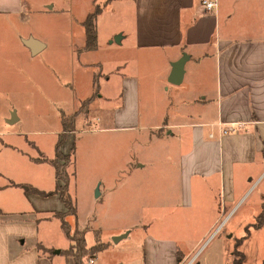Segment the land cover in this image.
Wrapping results in <instances>:
<instances>
[{
    "label": "crops",
    "instance_id": "1",
    "mask_svg": "<svg viewBox=\"0 0 264 264\" xmlns=\"http://www.w3.org/2000/svg\"><path fill=\"white\" fill-rule=\"evenodd\" d=\"M222 1L217 0L218 7L208 12L202 0H105L96 20L98 47L90 51L78 49L87 40L81 22L92 11L79 17L75 12L78 7L85 9V5L95 4V0H68L64 5L62 10L71 14L67 21L71 29L68 37L42 39L33 31H22L19 25L0 22V264H58V256L66 255L60 253L63 249L57 253L51 241L40 237V226L59 220L54 214L66 210L60 196L45 197L27 188L49 192L58 184L53 164L36 162L33 156L47 150V159H51V148L55 156L62 119L60 128L55 130L12 127L22 122L16 99L40 85L36 73L46 72L52 83L61 88L57 77L66 71L65 60H70L72 67L75 58L78 61L74 71L79 69V76L86 71L92 94L95 82L100 84L94 72L88 73L92 65L101 68V74L107 68L103 73L104 88L113 78L122 88L119 105L123 104L112 113V123L93 131L151 130L149 140L162 143L161 171L142 176L148 185L143 205L146 216L138 221L137 229L143 236L141 246L116 264L194 261L198 241L182 244L184 221L198 225L209 218L208 226L217 228L240 206L253 182L264 175V35L248 33L246 23L233 18L232 12L223 14ZM55 4V0H0V15H24L33 9L42 16L53 11ZM252 7L260 8L255 13L264 14V0H256ZM117 9V22L111 23L105 35L107 43L102 44L99 17L109 10L114 14ZM30 35L44 43L37 54H32L31 47L22 41ZM46 51L49 55L45 64L34 66V59ZM101 51L110 53L106 61L97 57ZM87 55L95 59L88 60ZM178 62H182L180 68L175 65ZM172 85L174 91L170 92ZM72 86L76 114L82 101L92 94L79 97L74 82ZM100 90L99 85V94ZM116 95L107 92V98H103L111 103ZM142 116L153 118V122L142 125ZM219 123L242 125L223 135ZM80 130L91 132L85 125ZM31 133L41 136L33 146L28 140ZM73 137L72 132L62 144L65 154L72 152ZM111 144L113 153L118 152L117 138L112 137ZM176 147L179 164L173 172L168 168V159H173L172 148ZM147 167V162H141L136 169L142 171ZM19 184L29 186L24 189ZM130 198L139 202L136 196ZM256 201L255 205L263 208L264 187ZM74 221L75 228L82 229L78 207ZM260 228L264 229V223ZM128 235L130 232L124 237ZM106 243L108 247L103 251L117 246L112 240ZM226 252L224 263L233 264ZM102 253L94 258V264H104ZM69 257L70 264H74L73 257Z\"/></svg>",
    "mask_w": 264,
    "mask_h": 264
},
{
    "label": "rangeland",
    "instance_id": "2",
    "mask_svg": "<svg viewBox=\"0 0 264 264\" xmlns=\"http://www.w3.org/2000/svg\"><path fill=\"white\" fill-rule=\"evenodd\" d=\"M55 1V9L50 13L46 12L47 14L45 15L39 16L33 9L31 10L32 12H29L28 7V13L24 15H13L12 17H7L5 14L0 15V22L8 23L9 25H19L22 31H33L42 39L51 40L57 37H68L71 29L67 21L70 19L69 15L71 14L62 10L65 9L66 6L64 7V5H66L68 0H63L61 3V0ZM104 2L105 0H95V4L85 5V9L78 7L75 14L77 17L86 16L85 14L93 11L96 6H102ZM240 2L236 4L229 0H223L221 2L223 14L232 12L234 14L233 18L239 19L241 23H246L248 33L254 36L264 35V14L255 13L259 7H252V3L256 2V0H240ZM43 8V4H41V9ZM118 14V9L114 14L110 13L109 10L99 17L102 44L107 43L105 35L111 23L117 22ZM241 25L243 26V24ZM243 32L244 30L241 31V33ZM48 55V51L39 54L34 59V66L37 67L41 63L45 64V58H48ZM86 57L88 60L95 59L91 55ZM97 57L106 61L110 57V53L101 51V54L97 55ZM77 61L78 59L75 58V61H72V67H70V60H65L66 67L64 69L66 71L62 72V74L60 73L57 77L61 83V88L52 83L46 72H43L44 74L36 73V79L40 82V85L36 84L35 88L31 87L28 94H21V97L16 99L22 122L14 125L12 129L55 130L60 128V119H62L63 115L73 118L79 117L75 126L76 131L75 133L73 132L72 159H70L71 162L68 167L71 176L69 191L75 200L76 207H78L79 227L85 232L88 246H92L98 241L108 242L112 240L117 246L100 253H102L104 264H116L122 256H129L127 253L134 252L141 246L143 236L137 229L139 228L138 221L146 216L143 205L147 201L146 186L148 185L142 176L154 175L161 171L162 156L160 155V148L162 143L149 140L151 130H120L119 132L108 131V133L93 131L111 124L113 121L112 113L115 114L123 104L119 105L121 102L119 93L122 92V88L114 78L104 88L105 78L103 73H106L107 68L101 74L102 69L92 65L88 73L94 72L99 79L102 98L96 99L95 97L91 103L79 108L78 116H76L73 113L75 101L73 99V92H75L72 86L73 82L76 85L79 97H86L93 92L86 82V71L84 70L80 76L79 69L74 71V64ZM33 68L36 69L35 67ZM170 87V92L174 91V86ZM107 92L117 94L116 100L110 103L103 98H107ZM146 122H153V118L148 119L142 116L141 124L146 125ZM82 125L88 127L91 132H80V126ZM47 136L42 137L47 138ZM40 137L33 135V133L29 134L30 145L33 146L35 139ZM112 137L117 138V144H119L118 152L113 153L112 151ZM48 141L50 143V138H48ZM44 146L45 148L47 147L45 144ZM178 150L177 147L176 149L172 148L173 159H168V168L173 172H176V167L179 164ZM35 152L34 150L33 154ZM47 152V150H45V153L42 150L40 152L37 151L33 158L40 156L47 158ZM49 155L51 159L55 158L52 148ZM152 160H154L153 164H151ZM118 162L119 164H117ZM141 162H147L148 167L138 171L136 166L140 165ZM119 166L121 167V172L118 171ZM131 169L134 170L133 173L130 172ZM260 181L261 183L257 186ZM253 183L252 189L243 199L240 206L226 216L227 218H224L217 228L212 227L211 229L208 226L209 218L198 225H192L191 222L184 221V225H181L184 240L182 244L198 241L194 247V261L192 260L191 264H225V251L227 250L228 253H226L231 257L230 263L234 260V253L240 251L243 264H264V258H262L264 257V229H259L254 225L257 221L256 214L262 209L261 205H255V203L259 192L264 187V175L259 181ZM19 186L25 189L29 185L19 184ZM97 190H102L103 195L96 196ZM132 196H136L139 202L135 203L134 199L131 200L130 197ZM146 209L148 210L147 214H149V209L147 207ZM133 211H137V214H134ZM228 211L229 209L223 211L222 216L226 215ZM67 219L71 222L72 231L75 230L76 222L74 217L68 216ZM122 229L125 231L122 232ZM127 232H130V235L115 242V236H125ZM114 233L119 234L113 235ZM40 237L46 241H51L55 245L54 250L63 249L65 251L70 245V240L64 234L61 222L58 219H53L52 222H49V225L43 223L40 226ZM63 250L60 253L64 254ZM70 259L67 253L66 255H59L58 264H70ZM83 264H90V258H86ZM124 264H133V262Z\"/></svg>",
    "mask_w": 264,
    "mask_h": 264
},
{
    "label": "trees",
    "instance_id": "3",
    "mask_svg": "<svg viewBox=\"0 0 264 264\" xmlns=\"http://www.w3.org/2000/svg\"><path fill=\"white\" fill-rule=\"evenodd\" d=\"M101 6H96V8L88 14V16L81 22L85 28L86 32V44L83 48L78 49V51H90L94 50L98 47V37H97V17L102 11ZM99 94V84L95 82L94 93L91 97L82 101L80 108L91 103L94 98ZM79 111V110H78ZM79 112L75 115L77 116ZM77 118L67 117L63 115L62 117V133L59 136V139L56 142V152L55 158L47 159L43 156L33 158L36 161L44 162L50 161L54 168H55V177H57L58 184L56 185L55 189L49 192L38 190L34 187H27L31 192H37L42 196L49 197L50 195L58 194L62 203L65 205L66 210L64 212H56L54 216L59 218L60 222L62 223V229L66 237L70 240L69 247L64 251L68 255H71L74 259V264H83L86 258L94 259L100 251H103L108 247V243L98 241L96 244L92 246H88L87 238L85 237V232L82 229H79L76 226L75 230L72 231L71 222L67 219L68 216H73L74 218L77 217V207L75 204V200L73 199L70 191H69V184H70V173L68 170L70 159H72V152L65 154L62 151V144L67 139V136L76 131ZM63 161V162H62ZM264 223V205L261 212L257 215V221L254 223L255 227L260 228ZM42 249H44L41 246ZM237 252V253H236ZM233 264H243L242 263V256L240 255V251H236ZM178 260H180L178 258ZM198 264V263H197Z\"/></svg>",
    "mask_w": 264,
    "mask_h": 264
},
{
    "label": "water",
    "instance_id": "4",
    "mask_svg": "<svg viewBox=\"0 0 264 264\" xmlns=\"http://www.w3.org/2000/svg\"><path fill=\"white\" fill-rule=\"evenodd\" d=\"M119 39H120V37L118 36L116 38V40L118 41ZM22 40H23V42H24V44L26 46L31 47L32 54H37L38 52H40V50H42L44 48V43H42L38 39H35L32 35H30L28 38L22 39ZM181 64H182V62H178L175 65L180 68L182 66ZM171 81H173L174 83H180L181 82L178 79L177 80L171 79ZM99 195H100V191L97 192L96 196H99ZM123 237L124 236H115L114 237L115 242H118ZM56 252L59 253L60 251L59 250H56Z\"/></svg>",
    "mask_w": 264,
    "mask_h": 264
},
{
    "label": "built area",
    "instance_id": "5",
    "mask_svg": "<svg viewBox=\"0 0 264 264\" xmlns=\"http://www.w3.org/2000/svg\"><path fill=\"white\" fill-rule=\"evenodd\" d=\"M201 3L208 12H212L214 9L218 7L217 0H202ZM219 125L221 126L222 134L226 135L231 133L232 131H236L242 125V123H237V124L232 123L230 125L219 123ZM210 136L213 137V134H211ZM94 262H95L94 259H90V264H94Z\"/></svg>",
    "mask_w": 264,
    "mask_h": 264
}]
</instances>
